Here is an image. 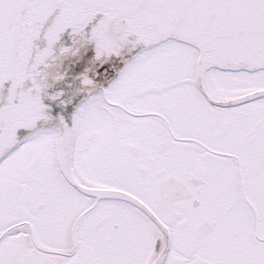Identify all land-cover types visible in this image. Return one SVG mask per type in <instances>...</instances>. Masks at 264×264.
<instances>
[{
    "label": "snow or ice",
    "instance_id": "snow-or-ice-1",
    "mask_svg": "<svg viewBox=\"0 0 264 264\" xmlns=\"http://www.w3.org/2000/svg\"><path fill=\"white\" fill-rule=\"evenodd\" d=\"M0 264H264V0H0Z\"/></svg>",
    "mask_w": 264,
    "mask_h": 264
}]
</instances>
